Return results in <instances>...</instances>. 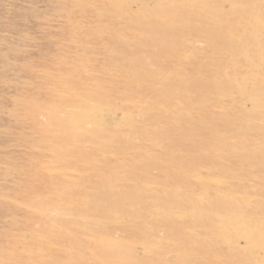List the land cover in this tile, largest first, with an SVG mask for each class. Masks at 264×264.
Returning a JSON list of instances; mask_svg holds the SVG:
<instances>
[{"label": "rangeland", "instance_id": "374dc122", "mask_svg": "<svg viewBox=\"0 0 264 264\" xmlns=\"http://www.w3.org/2000/svg\"><path fill=\"white\" fill-rule=\"evenodd\" d=\"M0 264H264V0H0Z\"/></svg>", "mask_w": 264, "mask_h": 264}]
</instances>
